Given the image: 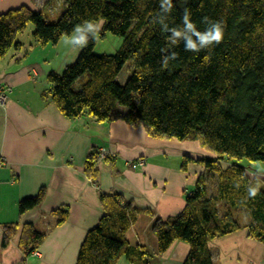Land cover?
I'll return each instance as SVG.
<instances>
[{
    "label": "trees",
    "instance_id": "16d2710c",
    "mask_svg": "<svg viewBox=\"0 0 264 264\" xmlns=\"http://www.w3.org/2000/svg\"><path fill=\"white\" fill-rule=\"evenodd\" d=\"M171 4L165 13L162 0H63L53 22L24 5L0 14V59L10 48L21 47L16 36L28 23L33 25V38L46 45L56 44L86 21L103 19L100 36L110 32L121 37L119 48L98 55L90 35L72 64L60 74H47L42 98L67 118L121 119L143 125L155 138L197 140L213 154L197 160L203 172L186 192L182 210L153 220L156 251L130 245L126 238L142 208L119 192H101L102 214L87 230L75 264H116L120 257L131 264H150L176 240L189 245L182 264H215L208 242L239 230L264 244V179L248 172L255 163H264V0H171ZM186 9L201 33L210 23L219 24L221 42L199 52L187 51L184 40L190 34L185 33L178 43H171V30L183 29ZM173 53L176 58L164 66L163 59ZM126 63L129 74L122 82L119 75ZM97 150L85 164L94 179ZM110 158L108 154L104 159ZM244 159L253 166L241 164ZM250 186H258L255 197L248 196ZM43 196L40 188L20 199L19 213L40 204ZM53 213L63 222L67 208ZM19 227L18 244L27 256L38 250L45 233L31 223H9L2 246Z\"/></svg>",
    "mask_w": 264,
    "mask_h": 264
},
{
    "label": "crops",
    "instance_id": "0c3cea01",
    "mask_svg": "<svg viewBox=\"0 0 264 264\" xmlns=\"http://www.w3.org/2000/svg\"><path fill=\"white\" fill-rule=\"evenodd\" d=\"M23 5L56 13L63 0H0V14ZM25 30L16 36L21 47L10 48L0 59V85L11 87L0 102V264H75L87 230L102 214L101 192H119L142 208L126 238L130 245L156 251L153 220L182 210L186 192L203 172L197 160L213 154L197 140L155 138L143 125L121 119L62 115L54 103L42 98L47 74L53 71L50 44L28 43ZM94 148H104L112 156L96 159L95 179L85 165ZM138 160L144 163L138 165ZM256 165L248 170L251 176L264 172ZM40 188L44 190L41 203L20 214L19 200ZM62 207L67 208V216L59 223L53 212ZM9 223H31L45 233L37 248L39 256L24 255L18 244L20 227L2 246L4 226ZM208 246L215 264H264V244L246 230L214 238ZM188 250L186 242L173 241L150 264H182Z\"/></svg>",
    "mask_w": 264,
    "mask_h": 264
},
{
    "label": "rangeland",
    "instance_id": "374dc122",
    "mask_svg": "<svg viewBox=\"0 0 264 264\" xmlns=\"http://www.w3.org/2000/svg\"><path fill=\"white\" fill-rule=\"evenodd\" d=\"M42 13L44 14L48 22L55 21L56 18L59 16V12L55 13V11L54 12L43 11ZM93 23H99V24H102L103 26V19H99L98 21L93 22ZM27 25L30 27H27V29L24 32V36H27V39H29L28 43L30 42L33 43L35 40L32 36L33 25L31 23H28ZM31 28H32V31H31ZM101 28L95 35H91L92 38L94 39L93 51L94 53L98 55L103 54V53L112 54L119 48L120 44L122 43V38L110 32H105L104 36L101 37L100 36ZM74 35H75V31L71 35L63 36L57 44L49 45L50 50L48 54L51 57V59H49L51 61L50 69H52L58 74H60L63 71L66 65L72 64L75 61V59L77 58L82 48L81 46L80 47L74 46L75 39H72ZM66 40H68V43H65ZM38 54L40 55V51L38 52ZM128 68H129V65L128 63H126L125 67H123L122 71L120 72V75H119L120 81L123 82L125 81V79H127V76L129 74ZM240 163L246 166H253L252 163L248 162L245 159L242 160ZM255 164H257L256 165L257 169H264L263 162H257ZM255 176L264 179V172L261 174H255ZM253 177H254V174H253ZM118 264H131V263H128L122 257L121 261Z\"/></svg>",
    "mask_w": 264,
    "mask_h": 264
},
{
    "label": "clouds",
    "instance_id": "9594fccd",
    "mask_svg": "<svg viewBox=\"0 0 264 264\" xmlns=\"http://www.w3.org/2000/svg\"><path fill=\"white\" fill-rule=\"evenodd\" d=\"M172 8L171 0H162V9L165 13L169 12ZM190 13L185 10L184 16H183V29L177 30L172 29L171 30V43L176 44L182 37L185 35V33L190 34V38H188L185 41V50L187 51H193V52H199L201 49L209 48L213 45V43H219L222 40V29L219 24L217 23H210V26L207 28V30L203 33L197 31L195 24L189 19ZM161 23L163 21L161 20ZM102 27V24L99 23H93L91 21H86L82 25L77 26L75 28V35L72 37V39L76 40V44L74 46L80 47V46H86L89 36L95 35L100 28ZM165 28L167 29V25H165ZM193 36H195V40H193ZM65 43H68V40L65 41ZM175 59V53L171 55V57H165L163 59V65L167 66L169 59ZM237 187L239 185L237 184ZM248 196L249 197H255L258 192V186L252 187L250 186L247 189Z\"/></svg>",
    "mask_w": 264,
    "mask_h": 264
},
{
    "label": "built area",
    "instance_id": "2783aa9c",
    "mask_svg": "<svg viewBox=\"0 0 264 264\" xmlns=\"http://www.w3.org/2000/svg\"><path fill=\"white\" fill-rule=\"evenodd\" d=\"M10 91H11V87L9 85H3V84L0 85V102L3 103L6 100V97L8 93H10ZM107 155L108 153L106 152L104 148H98L96 159H104ZM137 163L138 165H142L144 163V160H138ZM32 254L35 256L40 255L38 250H34Z\"/></svg>",
    "mask_w": 264,
    "mask_h": 264
}]
</instances>
